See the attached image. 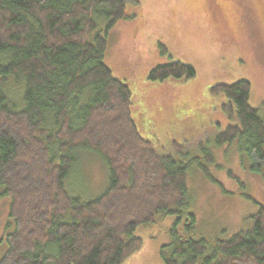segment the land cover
Returning <instances> with one entry per match:
<instances>
[{"label": "trees", "instance_id": "1", "mask_svg": "<svg viewBox=\"0 0 264 264\" xmlns=\"http://www.w3.org/2000/svg\"><path fill=\"white\" fill-rule=\"evenodd\" d=\"M138 3L0 0V195L10 198L6 226H13L0 264H121L141 244L135 226L172 215L170 241L160 248L164 264H264V204L249 230L194 238L187 165L158 155L136 129L129 87L104 57L115 23L132 22L126 9ZM193 76L172 61L151 68L147 79ZM219 92L227 101L221 109L237 123L214 143L237 139L250 169L260 171L264 118L248 103L250 83L210 87ZM76 150L95 151L107 165L108 184L96 198L65 186Z\"/></svg>", "mask_w": 264, "mask_h": 264}, {"label": "rangeland", "instance_id": "2", "mask_svg": "<svg viewBox=\"0 0 264 264\" xmlns=\"http://www.w3.org/2000/svg\"><path fill=\"white\" fill-rule=\"evenodd\" d=\"M138 1L126 9L132 22L117 21L110 31L104 57L112 74L129 87L136 129L158 155L187 165L194 238L211 242L249 230L257 206L264 204V168L250 169L237 139L214 143L216 135L237 121L221 109L227 102L222 93L211 94L210 87L248 81V103L264 118V0ZM172 61L190 66L194 76L147 79L151 68ZM74 154L65 186L82 198H96L107 187V165L95 151ZM9 204L10 198L0 195V263L13 232L12 225L6 226ZM154 220L134 227L141 244L121 264H164L160 248L169 243L176 217Z\"/></svg>", "mask_w": 264, "mask_h": 264}]
</instances>
